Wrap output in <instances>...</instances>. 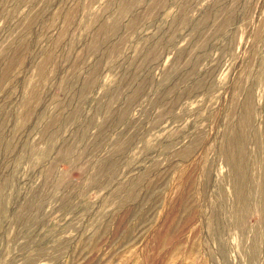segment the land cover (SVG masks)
<instances>
[{"label": "rangeland", "instance_id": "rangeland-1", "mask_svg": "<svg viewBox=\"0 0 264 264\" xmlns=\"http://www.w3.org/2000/svg\"><path fill=\"white\" fill-rule=\"evenodd\" d=\"M0 264H264V0H0Z\"/></svg>", "mask_w": 264, "mask_h": 264}]
</instances>
